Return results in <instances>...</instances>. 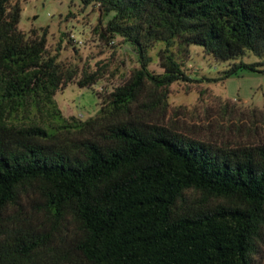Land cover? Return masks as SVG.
I'll list each match as a JSON object with an SVG mask.
<instances>
[{"label": "trees", "instance_id": "trees-1", "mask_svg": "<svg viewBox=\"0 0 264 264\" xmlns=\"http://www.w3.org/2000/svg\"><path fill=\"white\" fill-rule=\"evenodd\" d=\"M10 1L0 0V264H264V140L165 123L189 46L229 65L217 80L264 73V0H79L110 15L99 37L121 38L140 64L83 120L54 101L78 72L46 53L44 30H18ZM99 78L81 71L76 85Z\"/></svg>", "mask_w": 264, "mask_h": 264}, {"label": "rangeland", "instance_id": "rangeland-1", "mask_svg": "<svg viewBox=\"0 0 264 264\" xmlns=\"http://www.w3.org/2000/svg\"><path fill=\"white\" fill-rule=\"evenodd\" d=\"M14 3L20 9L18 30L27 37L32 36L31 31L39 36L44 30L46 53L78 72L74 83L61 88L54 96L65 117L81 120L93 117L99 107L96 94L106 95L140 67L134 50L121 38L99 37L98 31L110 15L101 16L95 5L82 6L79 0L10 1ZM188 48L183 66L187 80L168 87L165 123L198 128L200 138L234 142L264 140V121L251 124L246 117L251 110L264 113V73L241 71L220 81L217 79L229 65L215 62L198 47ZM158 49L155 45L147 53L150 59L147 70L153 75L161 73L156 56ZM171 50L177 59L184 58L175 46ZM241 60L251 63L256 58L245 54ZM81 71H99L101 78L94 85L80 89L76 81ZM224 103L228 106L225 113L221 110ZM258 259L264 262V243Z\"/></svg>", "mask_w": 264, "mask_h": 264}]
</instances>
